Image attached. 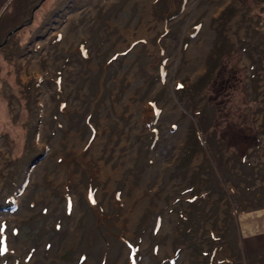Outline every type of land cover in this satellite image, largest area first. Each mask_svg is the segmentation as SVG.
I'll use <instances>...</instances> for the list:
<instances>
[{
  "label": "rangeland",
  "instance_id": "obj_1",
  "mask_svg": "<svg viewBox=\"0 0 264 264\" xmlns=\"http://www.w3.org/2000/svg\"><path fill=\"white\" fill-rule=\"evenodd\" d=\"M261 21L0 0V264H264Z\"/></svg>",
  "mask_w": 264,
  "mask_h": 264
},
{
  "label": "trees",
  "instance_id": "obj_2",
  "mask_svg": "<svg viewBox=\"0 0 264 264\" xmlns=\"http://www.w3.org/2000/svg\"><path fill=\"white\" fill-rule=\"evenodd\" d=\"M261 23H262V25L264 26V22H262L261 21ZM261 30V32H263V29H260ZM190 141H191V139L189 140V145L186 147V152L185 153H187V155H189L190 154V150H189V148H191V144H190ZM186 155V154H185ZM189 189H192V187H189ZM257 209H260V208H255V209H252V212H255ZM185 228L188 230L189 229V226H185Z\"/></svg>",
  "mask_w": 264,
  "mask_h": 264
},
{
  "label": "snow or ice",
  "instance_id": "obj_3",
  "mask_svg": "<svg viewBox=\"0 0 264 264\" xmlns=\"http://www.w3.org/2000/svg\"><path fill=\"white\" fill-rule=\"evenodd\" d=\"M0 231H3V229L2 228H0ZM3 243V241H0V244H2ZM3 251V249L2 248H0V252H2Z\"/></svg>",
  "mask_w": 264,
  "mask_h": 264
},
{
  "label": "water",
  "instance_id": "obj_4",
  "mask_svg": "<svg viewBox=\"0 0 264 264\" xmlns=\"http://www.w3.org/2000/svg\"><path fill=\"white\" fill-rule=\"evenodd\" d=\"M41 1H42V0H41ZM39 3H40V2H39ZM37 6H38V4H37V5H35V7H34L33 9H35ZM18 28H19V26H18V27H16V28H15V30H16V29H18ZM9 34H10V32H9V33H7V35H9Z\"/></svg>",
  "mask_w": 264,
  "mask_h": 264
},
{
  "label": "bare ground",
  "instance_id": "obj_5",
  "mask_svg": "<svg viewBox=\"0 0 264 264\" xmlns=\"http://www.w3.org/2000/svg\"><path fill=\"white\" fill-rule=\"evenodd\" d=\"M32 262H33V260H32ZM29 264H33V263L30 262ZM34 264H35V263H34ZM40 264H43V263H40Z\"/></svg>",
  "mask_w": 264,
  "mask_h": 264
}]
</instances>
